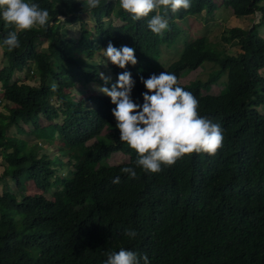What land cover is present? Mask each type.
Returning <instances> with one entry per match:
<instances>
[{
    "label": "trees",
    "instance_id": "obj_1",
    "mask_svg": "<svg viewBox=\"0 0 264 264\" xmlns=\"http://www.w3.org/2000/svg\"><path fill=\"white\" fill-rule=\"evenodd\" d=\"M32 2L49 9L55 27L18 33V49L9 52L3 44L15 29L0 18L5 57L0 92L15 104L7 105L8 114L0 112V156L6 163L0 174V264H105L107 254L120 248L147 255L150 264H264L263 0H223L238 17L261 14L248 29L235 26L224 32L222 40L239 46V53L230 55L200 36L187 41L165 70L159 58L162 47L179 36L177 20L212 14L218 8L214 0H191L189 9L169 11L170 29L162 36L148 29L147 19L134 21L119 0H101V7L88 13L78 0ZM86 14L94 20L92 28ZM57 16L65 20L57 21ZM79 21L81 36L68 37L65 25ZM44 41L46 50L40 49ZM109 42L135 48L139 62L127 70L136 80L132 98L140 104L147 91L141 76L169 72L180 82L184 71L205 62L218 66L206 81L180 83L198 99L199 114L224 131L223 147L215 156L185 155L157 174L136 168L138 178L121 171L136 167L137 153L120 141L110 97L72 94L82 83L101 81L94 57ZM25 68L26 76L39 78L38 85L13 79L15 71ZM107 68L116 79L124 71L110 61ZM223 75L226 80L220 81ZM218 83L223 84L219 93H204ZM55 96L58 104L52 101ZM61 116V123L54 122ZM43 118L49 123L42 125ZM19 134L34 135L36 141ZM92 139L96 141L87 144ZM41 141L68 151V160L58 153L40 154ZM116 152L129 161L108 164ZM117 176L120 182L113 183ZM5 179L20 184L13 191ZM29 181L43 193L25 192ZM49 191L51 199L44 194ZM127 229L137 232L135 239L125 235Z\"/></svg>",
    "mask_w": 264,
    "mask_h": 264
},
{
    "label": "clouds",
    "instance_id": "obj_2",
    "mask_svg": "<svg viewBox=\"0 0 264 264\" xmlns=\"http://www.w3.org/2000/svg\"><path fill=\"white\" fill-rule=\"evenodd\" d=\"M85 12L101 7V0H78ZM119 7L130 14L134 21L147 19V27L152 33L162 36L170 29L168 13L176 14L191 7V0H119ZM163 9V13L161 12ZM259 15V14H258ZM47 7H41L32 0H0V18L15 30L8 32L3 40L9 52L20 47L18 33L35 29L54 28ZM63 22L64 16H57ZM259 22V20H257ZM103 56L113 65L124 71L118 74L111 87L110 76L100 73L105 86L97 90L108 97L115 105L112 109L119 129L120 141L126 143L137 153L134 167H123L121 171L129 178H138L136 168L146 173L157 174L164 166L171 167L185 155L206 153L215 156L223 147L224 131L218 123L201 116L198 112L199 101L192 92L180 86L177 76L169 72L153 73L148 78L140 77L146 90L142 93L143 103L132 98L136 80L127 70L137 65L135 48L122 45L116 47L109 42L103 49ZM57 85L52 83L55 91ZM117 176L113 183H119ZM125 235L135 239L134 229L125 230ZM105 264H150L147 255L142 258L129 249L120 248L109 252Z\"/></svg>",
    "mask_w": 264,
    "mask_h": 264
},
{
    "label": "rangeland",
    "instance_id": "obj_3",
    "mask_svg": "<svg viewBox=\"0 0 264 264\" xmlns=\"http://www.w3.org/2000/svg\"><path fill=\"white\" fill-rule=\"evenodd\" d=\"M218 4V8L216 11H214L212 14L207 13L206 11L202 12L201 14H195V15H189L184 19H178L177 20V26L180 29L179 36L177 39L170 45H164L162 47V53L160 55L159 61H160V69L165 70L167 67L177 60L180 57V54L185 46V43L187 41H190L192 39L198 38L200 36H207L209 41L211 42V45L217 49H226L227 53L230 55L239 53L240 47L239 46H232L230 44H227L222 40L224 32L231 28V27H241L244 29L250 28L254 23H257V20H260V13H257V16H246V17H238L233 13V10L231 7L226 6L223 3V0H214ZM264 4V0H263ZM259 14V15H258ZM255 18V19H254ZM88 28H92L94 25V20L90 15L86 14L84 18ZM105 20H108L106 17ZM116 24H120L121 21L119 19H115ZM66 29L64 33L70 37V38H79L81 36V21L77 23H68L65 25ZM260 33L262 36H264V26L260 27ZM48 43L46 41L43 42L40 49H47ZM85 59L88 60V58L85 57V55H82ZM4 60L5 57L3 55V49L0 47V69L4 66ZM94 60L99 64L96 68H98L99 74L102 72L105 76H110L112 78L111 82L108 84L111 85L112 82L116 81L115 75L107 68V58L103 56V50H100L96 53ZM102 64V65H101ZM217 65L211 62H205L202 66L199 68L192 70V71H184V75L180 79L181 84H188L191 81H195L196 79L206 81L209 79L211 72H216ZM264 74V69L261 70ZM212 72V73H213ZM27 68H25L23 71H15L13 74V79H18L20 81H25L31 85H38L39 84V78H29L26 76ZM101 81L105 82L101 77ZM226 75H223L220 79V81H225ZM99 80H93L89 83H86L84 85L83 83L80 84L78 87L74 88L72 90V94L75 98H79L82 96H88L90 94H100L97 90V86H105L101 83ZM223 88L222 83L214 84L210 88L209 91L205 90L204 93H213L217 94L220 92V90ZM102 94V93H101ZM3 98V92H0V112H3L5 114L9 113V109L7 108V105L10 107L15 106V104L8 102L6 99ZM53 102L58 104L57 97L55 96L52 100ZM91 105L92 103L89 102ZM61 123L63 121V117H59L54 120V122ZM49 122L45 120L44 118L41 119V124L46 125ZM25 129H29L28 125L22 124ZM15 126H13L10 131H15ZM105 132H108V130H105ZM104 132V133H105ZM21 137L27 138L31 143L35 142L36 139L34 135H26V134H19ZM96 141V139L90 140L87 144H92ZM42 148L40 149L39 153L47 152L51 154L52 156L54 154L62 155L63 160L67 161L69 154H65L68 151H65V153H61L60 150H58L57 146H49L43 143L41 141ZM65 154V155H63ZM108 164L114 165V164H121L124 162L129 161V156L124 154L123 152H116L113 153L112 156L106 160ZM6 163L3 160V158L0 156V174L3 173L5 169ZM67 166L63 168V171H67ZM7 181V185L13 190L17 189L19 184L18 182L12 180V179H5ZM18 191V190H16ZM24 191L27 193L35 194V193H43V191L39 190L38 187L35 185L34 182H27L24 187ZM0 192H2V185L0 184ZM23 192V191H22ZM48 198H53L52 191L44 193Z\"/></svg>",
    "mask_w": 264,
    "mask_h": 264
}]
</instances>
